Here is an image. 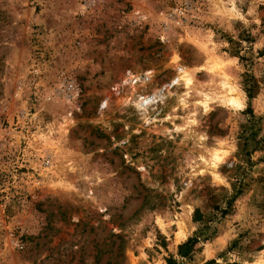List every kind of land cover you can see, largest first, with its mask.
I'll list each match as a JSON object with an SVG mask.
<instances>
[{"label": "rangeland", "instance_id": "374dc122", "mask_svg": "<svg viewBox=\"0 0 264 264\" xmlns=\"http://www.w3.org/2000/svg\"><path fill=\"white\" fill-rule=\"evenodd\" d=\"M169 258L264 264V0H0V264Z\"/></svg>", "mask_w": 264, "mask_h": 264}, {"label": "trees", "instance_id": "16d2710c", "mask_svg": "<svg viewBox=\"0 0 264 264\" xmlns=\"http://www.w3.org/2000/svg\"><path fill=\"white\" fill-rule=\"evenodd\" d=\"M197 243V240L195 238L188 239L186 242L181 244L178 247V256L180 258H186L192 253L193 246ZM167 264H181L178 263L176 260L169 258L167 260Z\"/></svg>", "mask_w": 264, "mask_h": 264}, {"label": "built area", "instance_id": "2783aa9c", "mask_svg": "<svg viewBox=\"0 0 264 264\" xmlns=\"http://www.w3.org/2000/svg\"><path fill=\"white\" fill-rule=\"evenodd\" d=\"M66 91L70 94V96L72 97V93L74 92V85L72 83H68L67 87H65ZM16 245H18L16 243Z\"/></svg>", "mask_w": 264, "mask_h": 264}, {"label": "bare ground", "instance_id": "6f19581e", "mask_svg": "<svg viewBox=\"0 0 264 264\" xmlns=\"http://www.w3.org/2000/svg\"><path fill=\"white\" fill-rule=\"evenodd\" d=\"M125 82L133 83L132 78H127Z\"/></svg>", "mask_w": 264, "mask_h": 264}]
</instances>
